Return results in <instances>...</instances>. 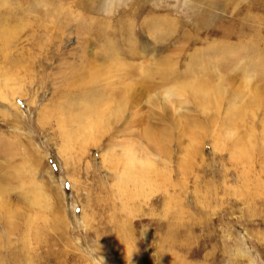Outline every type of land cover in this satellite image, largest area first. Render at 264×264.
<instances>
[{
	"label": "rangeland",
	"instance_id": "1",
	"mask_svg": "<svg viewBox=\"0 0 264 264\" xmlns=\"http://www.w3.org/2000/svg\"><path fill=\"white\" fill-rule=\"evenodd\" d=\"M263 63L264 0H0V264H264Z\"/></svg>",
	"mask_w": 264,
	"mask_h": 264
},
{
	"label": "bare ground",
	"instance_id": "2",
	"mask_svg": "<svg viewBox=\"0 0 264 264\" xmlns=\"http://www.w3.org/2000/svg\"><path fill=\"white\" fill-rule=\"evenodd\" d=\"M195 63V62H194ZM261 67V66H260ZM262 68V67H261ZM168 69V68H167ZM166 69V70H167ZM166 73V72H165ZM174 73V72H173ZM262 73H264V63H263V72ZM166 76V75H165ZM251 76V75H250ZM167 77H168V75H167ZM247 77V76H246ZM248 77H249V75H248ZM171 78V77H170ZM170 81V80H169ZM168 82V81H167ZM252 82V81H251ZM252 86V85H251ZM202 88V87H201ZM247 88V87H246ZM197 89H199V87L197 88ZM248 89H249V87H248ZM242 93V92H241ZM244 96V95H243ZM84 110V109H83ZM82 111V110H81ZM88 109L86 108V110H84V112H85V114L86 113H88ZM57 113H59V114H65L64 112H63V110H59V112H57ZM74 113V112H73ZM83 115V114H82ZM76 116H78V115H76ZM79 117V116H78ZM139 157V156H138Z\"/></svg>",
	"mask_w": 264,
	"mask_h": 264
}]
</instances>
